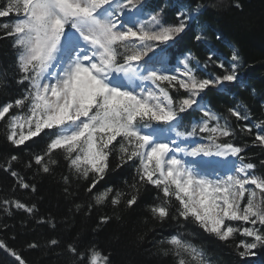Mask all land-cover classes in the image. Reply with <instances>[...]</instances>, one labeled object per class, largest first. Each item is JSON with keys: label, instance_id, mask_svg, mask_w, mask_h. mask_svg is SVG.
<instances>
[{"label": "snow or ice", "instance_id": "6c2138e0", "mask_svg": "<svg viewBox=\"0 0 264 264\" xmlns=\"http://www.w3.org/2000/svg\"><path fill=\"white\" fill-rule=\"evenodd\" d=\"M202 7L178 11L177 22L171 23L163 8L146 10L145 0H0V19L6 18L0 22V39L11 41L15 83L22 89L18 98L0 105L5 141L14 148L27 147L26 142L42 136L44 147L28 149L24 162L27 170L35 166L34 176L51 175L60 166L56 154L61 153L67 167L60 177L64 198L74 202L83 187L94 201L74 203L75 210L112 206L113 215H100L97 228L119 219L122 204L131 209L154 189L145 204L144 223L156 221L162 229L169 222L175 225L152 242L153 254L170 257L171 264H210L203 247L190 239L195 234L181 231L190 224L221 242L239 233L245 238L235 244L241 258L264 246V175L255 174L256 164L244 162V149L226 142L234 134L229 119L202 97L208 89L225 90L227 83L244 86L238 50L232 49L228 66L214 61L211 49L203 65L188 51L177 67L168 66L165 49ZM195 39L201 41L202 34ZM209 64L220 72H208ZM190 111H199L200 117L185 124ZM227 112L237 121L250 120L246 105ZM261 124L255 125L252 143L264 148ZM242 130L251 133L253 127L245 123ZM113 156L117 168L135 165L131 182L97 192ZM214 158H236L239 163L220 167ZM20 159L8 156L2 170L14 178L15 186L35 193L37 186L13 168ZM260 165L264 167V160ZM12 209L30 216L38 212L35 203L0 199V212L10 216ZM36 222L56 227L54 218L40 216ZM47 243L55 247L60 241L53 237ZM27 247L40 245L33 241ZM0 250L17 264H26L4 241ZM64 251L71 264H112L110 252L95 241L81 245L74 239Z\"/></svg>", "mask_w": 264, "mask_h": 264}, {"label": "trees", "instance_id": "16d2710c", "mask_svg": "<svg viewBox=\"0 0 264 264\" xmlns=\"http://www.w3.org/2000/svg\"><path fill=\"white\" fill-rule=\"evenodd\" d=\"M163 1L157 0L156 3L165 8L164 18L171 23L177 22L176 14L181 11L180 7L190 8L197 4L203 6L196 19L190 22L186 31L175 41L177 44L180 42L179 48L183 49L182 52L177 53L171 47L173 44L165 49L169 67H176V61L183 58L185 48L198 59L200 58L198 54H202V59L199 61L203 64L208 60L209 49L219 50L220 53L214 55L213 60L224 63V59L230 60L233 48L238 50L242 61L239 78L244 82V86L242 87L239 82L225 84L232 86L235 96H229L230 98L225 97L224 94L220 95L219 92L216 93L214 88L208 89L202 94L203 102L218 108V113L221 111L219 109H225L233 104L238 98L237 95L244 99L246 104H243L249 110L250 120L237 121L235 117L230 116L229 121L232 128V122H238L240 126L239 130H234L233 136L226 142H232L244 149L241 153L244 162H255L257 165L255 174L264 175V167L260 165V161L264 160V148L252 143L257 131L255 125L264 121V0H172L173 3L169 8H166L164 4L167 0ZM149 2L146 4H155ZM236 3H239L241 7H235ZM0 22H6V18L0 19ZM188 32L192 40L187 41L190 44L186 47L187 44L184 43V46L181 37L187 36ZM198 32L202 34L201 41L195 39ZM13 59L14 50L11 47V41L0 39V105L18 98L22 90L15 83ZM207 71L219 73L220 69L209 64ZM252 89H255L254 93ZM172 94L176 96L175 91ZM199 117V111H190L184 117V123L198 120ZM245 123L253 127L251 133L242 130ZM261 129L264 130V124H261ZM26 145L27 147H11L4 138V122L0 121V199L15 198L28 204L35 203L38 208L35 216L16 209H12L10 216L0 212V241H4L9 247L17 250L26 264H71V257L64 249L66 244L74 239H79L81 245L90 240L95 241L105 252H110L112 264H171L170 257L153 254L155 248L152 242L158 240L161 235H168L174 230L175 225L169 222L162 229L156 221L150 220L149 223H144L147 216L145 204L150 202L152 196L155 195L154 189L150 187L148 192L142 195L139 203L131 209H126L122 204L116 213L119 219L113 218L111 222L97 228L100 215H113L112 206L110 204L95 206L91 212L85 207L77 212L74 203L87 205L88 203L94 204V201L83 187H80L74 202L64 198L60 177L67 173V167L62 154L59 152L56 154L60 159V166L55 168L51 175L34 176L35 166L31 171L24 168V162L28 159L27 150L39 151L44 147V140L42 136L36 137L26 142ZM12 154L21 157L20 161L13 164V168L19 171L28 183L37 186L35 193L15 186L14 178L2 170L6 158ZM116 164L117 160L113 156L111 170L95 191L99 192L109 185L124 188L125 180L131 182L135 165L128 163L117 168ZM79 183L83 184V181ZM40 216L54 218L56 227L53 229L48 224H37L36 221ZM153 228L155 231H151ZM181 231L195 234L190 239L203 247L210 264H264V246L254 250L255 255L252 256L241 258L237 254L235 244L243 239L239 233L234 239L221 242L203 233L195 225L190 224L187 229H181ZM144 234L146 238L143 241L138 239L139 235ZM53 237L57 238L60 243L55 247H49L47 242ZM33 241L37 242L40 247L28 248L27 245ZM0 264H17V262L5 251L0 250Z\"/></svg>", "mask_w": 264, "mask_h": 264}, {"label": "bare ground", "instance_id": "6f19581e", "mask_svg": "<svg viewBox=\"0 0 264 264\" xmlns=\"http://www.w3.org/2000/svg\"><path fill=\"white\" fill-rule=\"evenodd\" d=\"M150 1V2H149ZM156 1L157 0H145V3L146 2H149V3H155V4H153V5H150V4H146V10H151V11H155V10H158V9H160V8H162L161 6H160V4H158V3H156ZM164 1H166V0H164ZM163 1V2H164ZM172 3H173V1L171 0H167V3L166 2H164V4L166 5V8H169V7H171L170 5H172ZM164 9V13H165V8H163ZM167 12H169V10H166ZM169 15L167 14V17H168ZM168 22V21H167ZM186 34H188L187 36H188V38H187V36H184V37H181V40L183 41V44L184 43H186L187 45H186V47H188L189 46V44L190 43H187V41L188 40H190L191 39V34L188 32V33H186ZM192 40V39H191ZM195 40V39H194ZM193 40V41H194ZM180 43V42H179ZM179 43L177 44V43H175V44H173V45H171V47L175 50V51H177V53H181L182 52V50L183 49H180L179 48ZM184 46H185V44H184ZM177 47V49H175ZM189 50L187 49V48H185V53L184 54H186L187 52H188ZM195 51V50H194ZM213 52H214V55L216 56V55H218L219 53H220V51L219 50H215V49H213L212 50ZM177 53H175L176 55H177ZM196 56V55H195ZM198 56L200 57L198 60H200V59H202V54H198ZM197 57V56H196ZM198 58V57H197ZM224 61H225V65L226 66H228V62H229V59L227 60V59H224ZM200 64L201 65H203V63L202 62H200ZM209 67V66H208ZM214 89H216V88H214ZM224 89L225 90H219V89H216L215 91H216V93L217 92H219V94L220 95H223L224 94V96L226 97V96H230V97H234L235 95H233V91H232V86H224ZM229 97V98H230ZM237 97L238 98H236V100L234 101V103L233 104H231L230 106L228 105L225 109H223V108H221V109H219V110H221V111H219L218 113L219 114H221L222 116H224V117H227L228 119L230 118V114L227 112V109L229 108V107H234V106H236L237 104H246L245 102H244V99L240 96V95H237ZM243 104V105H244ZM214 111H216L217 112V109L218 108H216V107H214V106H210ZM223 109V110H222ZM233 123V128H234V130L235 131H238L239 130V126H240V124L238 123V122H232ZM250 123V122H249ZM251 125V124H250ZM252 125H254V123H252ZM250 162V161H249ZM251 163H253V162H251ZM254 164H256L255 162H254ZM256 169H257V167H256ZM234 226L235 227H239L240 225H239V223L238 222H234ZM243 239H245L244 237H243Z\"/></svg>", "mask_w": 264, "mask_h": 264}, {"label": "rangeland", "instance_id": "374dc122", "mask_svg": "<svg viewBox=\"0 0 264 264\" xmlns=\"http://www.w3.org/2000/svg\"><path fill=\"white\" fill-rule=\"evenodd\" d=\"M180 8H181V10L183 9V7H180ZM180 8H179V9H180ZM177 64H179V61H177ZM214 159L217 160V163H218V165H219L220 167L230 166L231 163L233 162V160H232L231 158H229L227 161H222V160H219L218 158H214ZM236 163H238V162H236ZM253 187H254V186H253Z\"/></svg>", "mask_w": 264, "mask_h": 264}]
</instances>
